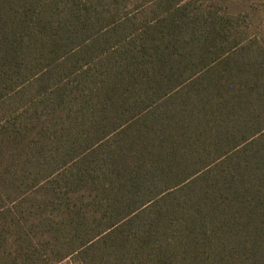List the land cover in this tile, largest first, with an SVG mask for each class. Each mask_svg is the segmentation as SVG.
<instances>
[{"label":"trees","instance_id":"obj_1","mask_svg":"<svg viewBox=\"0 0 264 264\" xmlns=\"http://www.w3.org/2000/svg\"><path fill=\"white\" fill-rule=\"evenodd\" d=\"M264 264V0H0V264Z\"/></svg>","mask_w":264,"mask_h":264},{"label":"rangeland","instance_id":"obj_2","mask_svg":"<svg viewBox=\"0 0 264 264\" xmlns=\"http://www.w3.org/2000/svg\"><path fill=\"white\" fill-rule=\"evenodd\" d=\"M61 264H69L68 262H63V263H61Z\"/></svg>","mask_w":264,"mask_h":264}]
</instances>
